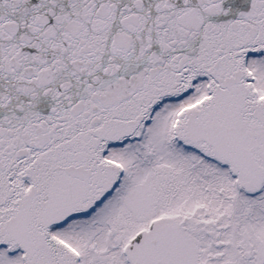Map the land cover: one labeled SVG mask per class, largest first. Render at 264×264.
Masks as SVG:
<instances>
[{"label":"snow or ice","instance_id":"snow-or-ice-1","mask_svg":"<svg viewBox=\"0 0 264 264\" xmlns=\"http://www.w3.org/2000/svg\"><path fill=\"white\" fill-rule=\"evenodd\" d=\"M0 264H264V0H0Z\"/></svg>","mask_w":264,"mask_h":264}]
</instances>
